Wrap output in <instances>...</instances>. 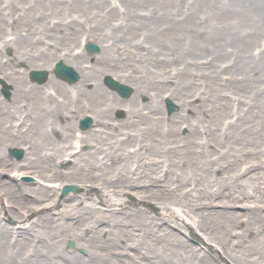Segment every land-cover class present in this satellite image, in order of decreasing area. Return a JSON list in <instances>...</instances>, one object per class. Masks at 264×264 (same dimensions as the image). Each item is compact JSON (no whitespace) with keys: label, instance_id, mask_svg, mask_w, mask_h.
<instances>
[{"label":"rangeland","instance_id":"obj_1","mask_svg":"<svg viewBox=\"0 0 264 264\" xmlns=\"http://www.w3.org/2000/svg\"><path fill=\"white\" fill-rule=\"evenodd\" d=\"M244 3L245 0H0V78L13 86L12 90L10 87V96L4 98L0 83V100L6 103L2 107L6 115L0 117V168L7 167L6 172L0 175V227L7 225L10 228L6 241L0 245V264H36L34 256L28 255L29 260L23 261L21 257L18 258L17 253L20 250L27 255L31 248L28 244L32 239H37V233L49 238L48 230L53 228L57 232V238L59 237L60 250L66 254L88 258L92 250L87 239L89 228L85 231L76 228L67 231L66 227H62L64 222L70 221V218H65L64 213L76 206L74 203L78 199L74 197L94 198L95 204L103 208H142L153 219L150 227L159 239L164 241L182 236L203 250L215 264H236L216 245L205 241L189 221L161 210L155 201L140 199L132 189L115 188L117 191L111 193L112 196L120 197L119 202L99 201V185L89 186V183L71 179L69 174L66 176L68 171L74 169L73 155L64 159L56 158L65 153L64 148L69 143L72 146L76 144L75 149L81 152L88 150L92 144L100 145L106 141L122 143L123 140L127 149L142 143L140 153L125 155L129 159L130 168L123 173L132 179L151 175L153 172H149L144 166L143 159L147 163L148 158L154 157L159 160L154 171L160 175L158 182L161 184L150 181L144 186H150L158 192L178 194L182 191L178 190L182 182L181 179L174 178L175 172H171L169 167L177 169L178 166L175 165H181L182 162L175 165L169 163L165 159V152L168 148L185 152L184 149L192 144L207 165V170L202 169L204 177L210 176L211 180L205 181L198 190H195L196 183L193 179H187L183 183V188L186 186L188 191L185 190L182 195L187 200L190 199V202L214 201L216 203L213 208L216 209L227 204L226 192L235 189L230 183V176H236V180L241 181L244 186L247 184L252 190H264V72L260 81L247 86L243 82L246 73L235 72L230 64L238 48H244L243 45L252 34L256 36V40L248 48L250 57L247 62L239 63L248 73L257 74V69H261L256 60L264 55V27L260 21L257 23L263 30L252 24L254 13H246ZM131 34L133 40L140 41L141 45L131 48L132 50L124 49L128 54L110 50V47L115 46L121 48L126 43L124 38ZM99 36L104 38L100 40ZM88 40L99 44L100 51L90 53L84 50L83 43ZM148 47L149 51L146 50ZM58 59L75 69L82 68V72H79L82 77L79 75V79L73 82L58 78L53 72L54 63ZM185 66L189 74L181 73ZM30 69H46L49 75L67 85L64 92L58 91L56 87L57 90H54L47 83L48 79L40 84L46 92L61 96L66 95V92L81 93L75 86L83 78L85 69L90 76L82 82L84 89H89L99 80L101 91L106 92L108 98L115 95L120 99L114 103L108 115L105 114V118H111L112 123L106 124L107 126L104 124V129L98 134L92 130L96 125L102 127V120L96 121L95 113L92 112L93 109H98V105L94 107L92 103L85 102L79 104L83 113H73L70 122L63 121L65 125L60 129L62 131L66 127L68 133L64 132L61 140L59 138L58 147L44 141L38 149L34 148V152L46 151L43 146L47 145L51 148V156L47 154L46 159L39 160L36 158L37 154L29 152L32 148L30 143L39 139L31 134L18 132L31 130L32 127L29 121L25 124L23 121L27 119L25 115L31 116L26 111L21 113L22 109L36 106L32 101H27V94H30L28 85L37 84L28 78ZM105 74L131 86L132 93L128 97H121L109 89L103 82ZM45 84H48L47 88ZM168 98L175 105L171 112L167 111ZM10 99L16 100L17 106H11ZM49 108L51 109L50 106ZM87 115L92 118V125L87 129H80L78 119ZM53 118L50 115L43 124L51 125L53 120L57 125L58 120ZM21 124L23 127L19 128ZM149 125L151 128L148 130ZM193 126H196L194 130H190ZM172 128L177 130L176 134L171 131ZM75 129L82 131V135L76 136ZM134 133L138 134L136 138L131 137ZM118 137L123 139L120 141L118 139L121 138ZM63 141L65 143L59 150ZM154 142L158 143L157 148L149 151L148 147ZM12 148L20 150V155L10 153ZM141 157L145 158L136 161ZM187 158L188 154H180L181 160L187 162ZM230 158L236 159L234 165L228 161ZM208 160L211 161L209 166ZM10 162L19 164L11 169L8 165ZM215 162L219 165L214 166ZM21 163L27 166H22ZM80 164L81 167L85 166L84 161ZM138 164L142 166L137 167ZM185 164L181 165L183 169L187 167ZM189 172L193 175V170ZM93 173L102 177L117 176V171L112 168L107 171L94 170ZM8 177L10 183L5 182ZM42 181L46 182V186ZM65 184L74 185L76 189L63 194ZM42 186L44 190H39ZM39 191L43 194L42 197L38 194ZM70 196H73L72 200H68ZM85 202L78 204L84 206L82 211L79 210L82 214L87 209ZM68 203L71 206H65ZM6 206L21 209L24 216L16 219L8 215ZM31 207L34 209H28ZM232 208L235 212H240L239 219H226V223L229 230L238 233L245 227L248 209L239 205ZM202 209L207 211L210 207L202 206ZM89 212L87 219L91 221L92 216L97 213L91 208L86 213ZM124 216L123 219L129 220L127 229L138 233V238L122 236L123 242L118 251L115 249L120 264L123 261H130L129 264L173 263L168 256L150 258L144 253L143 256L134 257L127 245L135 239L145 237V230L142 231L141 227L144 225L139 222L132 224ZM163 217L167 218V223L160 222ZM33 218L36 222L29 223ZM220 219L225 223L224 218ZM78 222L79 219H75L74 225ZM23 223L28 224V228L23 227ZM32 230L37 233L31 232ZM26 231L32 235H29V243L26 242L20 248L21 238L28 236L23 234ZM91 234H97L101 241L108 239L104 231ZM230 239L234 240V236H230ZM68 240L74 245L68 246ZM141 249L140 251H146ZM235 249L238 254L240 245ZM45 255L39 257L46 258Z\"/></svg>","mask_w":264,"mask_h":264},{"label":"bare ground","instance_id":"obj_2","mask_svg":"<svg viewBox=\"0 0 264 264\" xmlns=\"http://www.w3.org/2000/svg\"><path fill=\"white\" fill-rule=\"evenodd\" d=\"M244 10L246 11V13L247 11L254 13L251 22L255 27H259L258 21H260L262 27H264V3L262 0H245ZM259 28L262 29L261 27ZM102 36H99L98 38L101 40L104 38ZM255 38L256 36L251 34L246 43L243 45L245 47L242 49L241 47H239L235 58L233 57L230 62L235 72L246 73L245 77L243 78V82L246 83L247 86L260 81L263 74L262 72H264V64L262 65V59H264V55H262L259 60H256L257 64L260 66L259 68H261L257 69V74L251 72L248 73L245 67L239 63V61H248V58L250 57L248 48L251 45H254L253 42L256 40ZM133 39V34H131L127 36V38H124V40H126V43L123 44L121 48H119V46H115L110 47V50L128 54L124 49L132 50L131 48L135 49L139 45H141L140 41H136ZM242 44L243 42L240 43V45ZM149 47L146 48V50L149 51ZM246 51L248 53H246ZM82 70L83 69L81 68V70H78V72H82ZM161 73L164 74V72ZM181 73L189 74L188 68L185 66V69H183ZM87 76L90 75L84 69L83 78H80L79 83H77V85L75 86L78 87L77 91H80L81 93H74V91L72 93L66 92V95L62 96L61 94L46 92L43 86L40 87V84L28 85L29 88L27 89L30 90V94H27L29 95L27 97V101H32L36 106L30 107V109H22L21 113H24L26 111L32 117L31 118L25 115V118L27 119L23 120L24 124L29 121L28 123L32 127L31 130L24 129L22 131L18 129V132H22V134L27 135L31 134L32 136H36L37 139H41L40 141H32L30 143V146H32V148L29 149L30 154H37L36 158H38L39 160L43 158L46 159L45 156H47V154H49L50 157L51 148L48 147L49 145L43 146L46 147V151L44 152L43 150L34 152V148L38 149V146L42 145V142L44 141H47L48 144L54 146L55 148L58 147L59 142L62 138L61 136H63L64 132L68 133V131L66 132V127L62 131L60 129L65 125L63 121L68 120L70 122V116L73 113H83L82 110H80V108L78 107L79 104L85 102L92 103L94 107L98 105L99 110H92V112L95 113L96 116L94 117L95 120H102V127H97L96 125L95 128L92 129L93 131H97L98 134H100L104 129V124L105 126H107L106 124L112 123V119L105 118V114L108 115L111 108L114 107V103L118 102L120 99L115 95L108 98V95L105 94L106 92L101 91V84L99 80L94 82L89 89H84L82 87V82L85 81V78ZM80 77H82L81 74ZM47 79V83H50L51 87L54 88V90H57L56 88H58V91L60 90L65 92V90L68 88L67 85L62 83L59 79L52 77L51 75H49ZM45 85L47 88L48 84ZM28 102H25V104H27ZM9 103L11 106H17L16 100L13 101L10 99ZM64 103L67 104L63 107ZM5 104V101L0 100V117L6 115V113L2 111V107ZM49 106L51 107V109L49 108ZM6 110L9 111L8 108ZM49 114L52 115V117L56 118V120H58L59 123L57 125L56 122L53 123V120H51V125L47 123H45V125L43 124L44 120L46 121L47 117L50 118ZM216 114L219 115L218 112H216ZM71 122L73 121L71 120ZM21 123L23 124V122ZM152 123L153 121L151 122V125ZM22 124L19 128L23 127L24 124ZM48 125L50 126L49 130ZM151 125H149L148 130L151 128ZM1 127L2 126L0 124V128ZM195 127L196 126L190 127V130H194ZM74 131L76 136H81V133H83L78 129H75ZM171 131L174 134H176L177 132L175 128H172ZM137 136V133L131 135V137L133 138H136ZM19 138L20 137L18 136V139ZM118 138L117 139L121 141L124 136L123 138ZM1 142L0 144L2 145ZM64 143L65 142L63 141L60 144L59 150L62 149ZM157 144V142H154L152 145H150V147H148L149 151H151L153 148H157ZM75 146L76 144H73L72 146V144L69 143L66 148H64L65 153H63L56 159L69 158L71 155H73L75 159L73 160L72 167L74 169L68 171V173H66V176H68L67 174H69L68 177H70L71 179L75 178L78 181H81V183H89L87 184L89 186L99 185L101 188L99 190V201L119 202L120 197L112 196L111 192L117 191L116 189H132L140 199H145L147 201L149 200L153 202L155 201L154 203L158 205L161 210L167 212L168 214H172L173 216H178L180 218H184L186 221H189L200 232L205 241L216 245V247L219 248L224 255L229 256L230 259L236 264H264V190H252L247 186V184L244 183L246 185L244 186L242 185L241 181L236 180V176H230V183L234 185L235 189L226 192L227 204H223L218 209H216L213 208V205L216 203L214 201L197 203L190 202V199L187 200L184 197V194L182 195L185 190L188 191L186 186L183 188V183H185L187 179H193L196 183L195 190H198L204 185L205 181L211 180L210 176L204 177L202 169L206 168L207 170V165L204 163L205 161L201 158V155L199 154L200 152L197 151L195 145H188V147L184 149L185 152H181L184 154H188L187 162L180 159L181 153L179 150L176 151L170 150L169 148L166 149V161H169V163H172L173 165L177 164L179 161L182 162L181 165L187 163L185 165H187L188 168L185 167V169H183L180 164L175 165L178 166L177 169L169 167V170H171V172H175L174 178L176 180L181 179L180 181L182 182V185L179 186L178 190L182 191L178 194H172L168 191L158 192L156 189H153L150 186H144V184H147L150 181L154 184H161L158 182L160 180V175L154 171V169L157 168L156 165L159 163V160L155 159L154 157L148 158L147 163L146 159H143L145 157H141L139 159L137 158L136 160L140 161L141 159H143L144 166L149 169V172H153L151 175H143L142 177L138 176L137 179H132L130 176L123 173L128 168H130V166H128L129 159L125 158L127 157L125 155L140 153L143 147L142 143H137L133 148L127 149L123 140L122 143L106 141L100 145L92 144L90 148H88V150H86L85 152H81L75 149ZM216 146H219L218 143H216ZM64 154L67 155V157ZM89 154H91V157L85 156ZM224 157L225 155L222 156V163L224 162ZM81 161L85 162V166L82 165L81 167ZM228 161H231L230 163L234 165L236 159L230 158ZM88 163H91L92 165L89 166ZM209 163H211L210 160H208V166L210 165ZM17 164L19 163L10 162V164L8 165L9 167H11V169H14L16 168V166H18ZM21 165L27 166L24 163H21ZM215 165L219 164L215 162L214 166ZM76 166L79 168H76ZM141 166V164L137 165V167ZM232 167L233 166H230V168ZM109 168L116 170L117 176L102 177L101 175L99 176V174L93 173L94 170L103 169L107 171ZM6 170L7 167L0 168V175L5 173ZM192 170L193 175H190V172L188 173V171ZM206 174L207 171L205 175ZM10 181V177L5 180V182L7 183H10ZM42 184L46 186V182L42 181ZM39 190H44V187H40ZM202 191L205 190H201V192ZM38 194H40V191L38 192ZM42 196L43 194L41 195V197ZM212 196H214V194ZM74 198L78 199L74 203L76 206L73 207L71 211H66L64 213L65 218H70V221L64 222L62 227H66L67 231L71 229L74 230L75 228L85 231L87 230V228H89L90 234L88 235L87 239H89L88 245L92 250L90 252V255H88V258L82 257L80 255L66 254L62 250H60L58 248L59 237L57 238V232L54 228L48 230V232L50 233L48 235L49 238H45L44 236L42 237L41 234L37 233V231L35 232L32 230L31 232L37 233V239H32V242L30 243L28 242V239L30 237L29 235L32 234L29 231L23 232V234L25 233L28 236L21 238L19 247L21 248L23 245H25L26 242H28V245H31V248L28 249L27 255L25 252H21L19 250V253H17L18 258L21 257L23 261H28L29 258H27V256L32 255L35 257L36 264H120V258L117 257L115 249L118 251L120 247L119 245L123 242L122 236L125 235L126 237L132 238L135 236L137 237L138 234H135L130 228L127 229L129 220L123 219V216L126 215L124 217H128L131 220V223L133 222L132 224H138L136 222H139L141 223V225H144L141 226L142 231L145 230V232H143L145 236L144 238L139 240L134 238L135 240L127 245L130 246V250L132 251V255L134 257L143 256V254L145 253L146 256H149L150 258L153 256L160 258H164L166 256L171 257V260H173L172 264H215L212 258L204 253L203 250H201L199 247H195L192 243L183 239L182 236H176L174 239L164 241L162 239H159L158 235L150 227L153 219L150 218L148 213H146V211L142 208H136L134 206H127V208H125L124 206L103 208L95 204L96 199L94 198ZM69 199L72 200L73 196H70L68 200ZM83 201H86L85 207H87V209L82 214V212L80 211H82V208L84 206H79L78 204ZM235 205L244 206L248 209V213H246L248 219L245 222V227L242 228L238 233L229 230L230 227L226 223V219H228L229 221L239 219L240 212L237 213L232 208ZM65 206L69 207L71 206V204L68 203L65 204ZM202 206L210 207V209L206 211L205 209H202ZM6 208L8 209V215H11L16 219L20 216H24V212H21V209L15 210L11 206H6ZM90 208L94 209L97 213L96 215L92 216L91 221L87 219V215L89 216L90 212L86 213ZM28 209L34 208L31 207ZM205 211L206 214L203 215ZM220 218H224L225 223H222ZM75 219H79V222L75 223L77 225H74ZM154 220H157V218H155ZM34 221L36 222V219L33 218L29 223H33ZM163 221L166 223L168 222L167 218L164 217L160 219V222ZM24 224L25 223H23L22 226L28 228V224ZM9 229L10 228L7 225H2L0 227V245H3L6 241V236L10 233ZM96 231H104L108 235V239L104 241L98 240L97 234H91ZM230 236H234V240L230 239ZM138 245L140 248H138ZM238 245H240V249L238 250L237 254V249L235 248ZM141 248L146 249V251H140L142 250ZM44 255L46 258L39 257ZM114 257L118 259L115 260ZM129 262L130 261H123L122 264H129Z\"/></svg>","mask_w":264,"mask_h":264},{"label":"water","instance_id":"obj_3","mask_svg":"<svg viewBox=\"0 0 264 264\" xmlns=\"http://www.w3.org/2000/svg\"><path fill=\"white\" fill-rule=\"evenodd\" d=\"M86 48L92 52L98 50V46L91 42L87 43ZM55 71L61 77L69 81H74L78 77L77 73L71 66L65 65L61 61L57 63ZM46 76H47V72L45 70H31L30 72L31 79L37 80L38 82H43L46 79ZM104 81L109 88L116 90L121 96L127 97L132 91V88L130 86L115 81L109 75H105ZM4 90L7 91L6 88ZM167 104H168V112H171L172 110H174L175 105L171 102V100L167 99ZM81 121H82L81 126L84 128L87 127L90 123L89 117H85ZM11 151L12 153L17 154L18 156L21 153L20 150H16V149H12ZM75 189L76 187L74 185L67 184L64 186L62 193L64 194L68 191L75 190ZM69 245H72L71 241L69 242Z\"/></svg>","mask_w":264,"mask_h":264}]
</instances>
